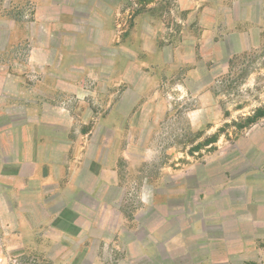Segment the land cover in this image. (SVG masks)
<instances>
[{
    "label": "rangeland",
    "instance_id": "1",
    "mask_svg": "<svg viewBox=\"0 0 264 264\" xmlns=\"http://www.w3.org/2000/svg\"><path fill=\"white\" fill-rule=\"evenodd\" d=\"M0 71V264H264V0H0Z\"/></svg>",
    "mask_w": 264,
    "mask_h": 264
},
{
    "label": "crops",
    "instance_id": "2",
    "mask_svg": "<svg viewBox=\"0 0 264 264\" xmlns=\"http://www.w3.org/2000/svg\"><path fill=\"white\" fill-rule=\"evenodd\" d=\"M0 73H1V71H0ZM1 108H0V117H3L4 115L1 113ZM5 117V116H4ZM1 156V155H0ZM8 156H10V155H8ZM10 160L8 161V162H16L17 161V159H18V156H16L15 158H16V160H14L13 159V155H11L10 157ZM8 159V158H7ZM27 159H29L28 157H27V155H26V160ZM29 161V160H28ZM7 161H2V165L1 166H4V164L6 163ZM1 168V167H0Z\"/></svg>",
    "mask_w": 264,
    "mask_h": 264
}]
</instances>
